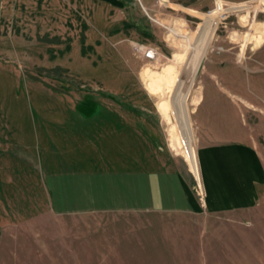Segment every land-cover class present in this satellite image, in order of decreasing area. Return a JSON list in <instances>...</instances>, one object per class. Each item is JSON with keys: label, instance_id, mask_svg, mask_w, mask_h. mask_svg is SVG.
<instances>
[{"label": "crops", "instance_id": "0c3cea01", "mask_svg": "<svg viewBox=\"0 0 264 264\" xmlns=\"http://www.w3.org/2000/svg\"><path fill=\"white\" fill-rule=\"evenodd\" d=\"M80 1L94 4L96 18L100 5L116 13L138 4L150 16L158 2ZM212 3L164 2L196 11ZM259 24L264 30V20ZM3 49L0 264H264V155L236 100L252 103L246 93L264 99V40L243 57L244 71L232 56L209 59L210 92L205 100L203 91L196 109L201 107L197 153L193 131L184 138L202 203L190 175L163 149L158 154L152 115L143 117L124 98L128 93L104 89L99 96L83 95V102L60 93L54 99L62 107L50 104L38 114L42 133L27 142L20 76L14 56Z\"/></svg>", "mask_w": 264, "mask_h": 264}, {"label": "rangeland", "instance_id": "374dc122", "mask_svg": "<svg viewBox=\"0 0 264 264\" xmlns=\"http://www.w3.org/2000/svg\"><path fill=\"white\" fill-rule=\"evenodd\" d=\"M164 2L158 0L150 16L138 4L116 13L100 5L101 10L97 9L102 16L96 18L94 4L80 0H1L0 47L7 50L2 54L14 56L20 76L18 93L26 110L23 131L27 142L34 144L42 133L38 114L50 104L62 107V100L54 99L60 93L75 102L86 101L82 100L85 94L99 96L104 89L128 93L124 98L143 117L152 115L149 128L159 138L158 154L163 149L190 175L192 189L202 203L203 188L184 154L189 149L186 130L193 131L197 153L200 140L195 117L201 118V107L197 113L196 109L203 91L205 100L210 92L209 59L232 56L242 67L243 57L252 56L264 40V30L258 25L264 20V0L236 3L226 13H209L213 3L196 11ZM174 28L179 33H172ZM135 42L156 47V57H145ZM246 95L254 104L236 100L253 122L256 143L264 155V99ZM6 99L9 103L10 98ZM4 101L0 95V104ZM91 245L93 252L97 250L96 243ZM8 257L14 263L15 258ZM35 264H47V260Z\"/></svg>", "mask_w": 264, "mask_h": 264}, {"label": "built area", "instance_id": "2783aa9c", "mask_svg": "<svg viewBox=\"0 0 264 264\" xmlns=\"http://www.w3.org/2000/svg\"><path fill=\"white\" fill-rule=\"evenodd\" d=\"M161 1H166V0H161ZM213 2V7L208 10V12L211 11H219L221 13H226L228 8L235 7L236 3L239 2H234L231 0H212ZM138 42L134 43V46L142 51V54L147 57V58H155L157 55V48L154 46H146L140 43L141 47L138 46ZM204 194V193H203Z\"/></svg>", "mask_w": 264, "mask_h": 264}, {"label": "bare ground", "instance_id": "6f19581e", "mask_svg": "<svg viewBox=\"0 0 264 264\" xmlns=\"http://www.w3.org/2000/svg\"><path fill=\"white\" fill-rule=\"evenodd\" d=\"M213 11H211V12H209V13H212ZM174 27V26H173ZM173 32L172 33H174V34H177V33H179L175 28H174V30H172ZM139 47H141V45H138Z\"/></svg>", "mask_w": 264, "mask_h": 264}, {"label": "water", "instance_id": "95a60500", "mask_svg": "<svg viewBox=\"0 0 264 264\" xmlns=\"http://www.w3.org/2000/svg\"><path fill=\"white\" fill-rule=\"evenodd\" d=\"M201 67H202V61H201V63H200V66H199L197 72L201 69Z\"/></svg>", "mask_w": 264, "mask_h": 264}]
</instances>
